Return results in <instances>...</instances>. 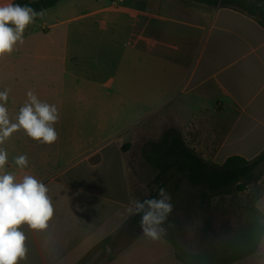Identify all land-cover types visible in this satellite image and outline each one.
Wrapping results in <instances>:
<instances>
[{
    "label": "crops",
    "instance_id": "0c3cea01",
    "mask_svg": "<svg viewBox=\"0 0 264 264\" xmlns=\"http://www.w3.org/2000/svg\"><path fill=\"white\" fill-rule=\"evenodd\" d=\"M16 1L0 0V5ZM124 3L110 0V6L99 11L117 10ZM121 8L134 14V23L145 26L148 40L179 43L182 61L175 75L179 86L205 106L190 119L168 115L164 131L178 130L188 147L211 164L222 165L231 156L252 160L260 155L264 151V28L256 19L190 0H131ZM67 14L35 18L26 27L23 44L17 42L11 54L0 58V83L6 81L5 73L35 88L53 83L54 71L69 55L59 48L70 32L67 26L72 19ZM188 56L191 64L184 68ZM13 101L8 98L5 107L15 123L28 98ZM207 107H212L211 113ZM152 130L134 131L125 141L131 147L123 140L76 144L74 135H66L70 140L65 141L58 130L57 141L44 144L22 129L8 138L16 139L15 149L7 140L0 144L8 155L3 171L13 174L16 182L25 175L43 182L54 210L44 231L20 226L28 252L27 260L18 264H264V173L240 192L242 208L228 212L225 224L215 220L209 228L195 226L191 232L184 220H174L166 222L167 235L159 241L142 234L140 224L132 222L137 215H129L126 208L132 199H145L130 171L141 167L134 143ZM21 155L28 159L25 168L15 164ZM193 200L199 210L206 206L202 193Z\"/></svg>",
    "mask_w": 264,
    "mask_h": 264
},
{
    "label": "rangeland",
    "instance_id": "374dc122",
    "mask_svg": "<svg viewBox=\"0 0 264 264\" xmlns=\"http://www.w3.org/2000/svg\"><path fill=\"white\" fill-rule=\"evenodd\" d=\"M130 1L119 4L117 10L104 12L99 10L108 8L110 0H62L42 17L54 18L67 11V17L72 19L67 26L68 39L59 42L60 51L66 49L69 55L54 71L53 83L44 82L42 88H35L5 73L7 79L0 86L10 90L8 98L12 101L28 98L27 92L31 90L40 101L55 105L59 119L53 127L63 132L64 137L74 135L76 144L88 146L101 140L125 142L134 131L153 128L150 136L143 135L134 143L133 153L141 167L130 171L136 189L148 199L158 191L162 181H155L157 171L144 160L142 150L149 142L161 138L167 128L163 124L165 117L181 115L190 119L205 106L197 97L186 96L179 86L175 76L182 61L179 43L148 40L145 26L134 23V14L122 11L121 7L128 6ZM117 12L124 15L114 16ZM190 60L188 56L184 68L190 66ZM207 108L211 113L212 107ZM15 142L16 139H7L6 144L15 149ZM126 144L131 147L130 142L123 143ZM132 162L136 163L134 159ZM164 189L173 205L167 222L184 220L191 232L195 226L209 228L215 220L225 224L228 212L242 208L240 192L235 189L230 197L220 195L210 199L202 210L193 200L201 191L190 188L187 182L176 193Z\"/></svg>",
    "mask_w": 264,
    "mask_h": 264
},
{
    "label": "clouds",
    "instance_id": "9594fccd",
    "mask_svg": "<svg viewBox=\"0 0 264 264\" xmlns=\"http://www.w3.org/2000/svg\"><path fill=\"white\" fill-rule=\"evenodd\" d=\"M43 15L44 10L37 12L28 5H0V58L11 54L17 42L23 44L26 27ZM9 91H0V144L21 129L33 140L44 144L55 143L58 133L53 125L59 119L57 107L40 101L29 90L28 101L20 108L13 123L5 107ZM7 160V152L0 148V264H18L27 260L28 252L26 236L20 226L26 224L31 230L44 231L54 210L47 186L32 175H25L22 181L16 182L13 174L3 171ZM15 164L20 168L27 167V156L16 157ZM126 211L129 215L140 216L139 224L145 237L159 241L167 235L165 224L173 205L165 189L161 188L157 197L143 201L132 199Z\"/></svg>",
    "mask_w": 264,
    "mask_h": 264
},
{
    "label": "trees",
    "instance_id": "16d2710c",
    "mask_svg": "<svg viewBox=\"0 0 264 264\" xmlns=\"http://www.w3.org/2000/svg\"><path fill=\"white\" fill-rule=\"evenodd\" d=\"M61 0H18L14 4L28 5L37 12L49 10ZM199 4L229 8L256 19L264 28V0H190ZM142 156L157 171L155 181H162L158 191L149 198L157 197L161 188L175 193L183 182L202 193V204L207 205L212 196L231 195L233 189L246 190L264 173V151L252 160L231 156L222 165L205 161L189 148L180 132L174 128L164 131L158 141L148 143ZM148 198V199H149ZM140 216L133 219L139 223Z\"/></svg>",
    "mask_w": 264,
    "mask_h": 264
}]
</instances>
